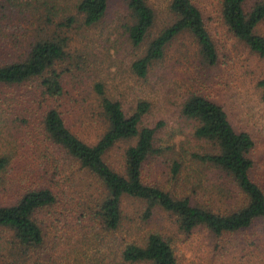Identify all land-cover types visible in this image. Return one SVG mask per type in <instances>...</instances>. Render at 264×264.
<instances>
[{
	"label": "trees",
	"instance_id": "1",
	"mask_svg": "<svg viewBox=\"0 0 264 264\" xmlns=\"http://www.w3.org/2000/svg\"><path fill=\"white\" fill-rule=\"evenodd\" d=\"M249 1L222 0L221 16L232 36L264 59V35L258 33L264 23V0H254L250 5ZM108 2L78 0L75 10L83 26L98 24L106 14ZM126 4L130 22L124 31L137 48L148 40L154 12L145 0H126ZM168 10L173 16L171 23L147 43L143 55L131 65L139 78H145L152 65L163 59L166 47L185 33L196 41L203 64L214 67L218 63L215 44L199 8L191 0H169ZM74 22L69 17L66 23ZM67 41L60 36L46 37L32 44L23 58L0 61V125L4 112L13 113L11 117L15 118L20 109L29 115L40 113L47 142L93 178L97 195L92 198L89 193L78 206L77 227L69 228L71 235L65 243H61L64 233H59V228L48 238L47 228L52 226L45 218L55 215L52 210L60 201L55 175L49 170V157L45 156L39 169L29 168L13 178L10 173L16 168L12 166V150L0 155V194L16 195L10 203L0 202V230L10 234L8 240L0 239V264H179L171 240L158 232L125 242L116 236L125 218V197L144 204L141 222L151 219L159 208L185 235L200 227L216 236L234 234L264 222V188L252 176L253 138L246 131L236 130L225 110L203 95L191 94L181 105V117L191 124L185 138L161 144L157 129L162 124L141 125L150 108L147 102L139 101L127 114L120 102L106 95L102 84H96L94 91L104 131L94 143H86L72 133L59 110L64 88L62 73L56 70L69 57ZM27 83L36 84L35 93L19 94ZM258 85L264 100V80ZM2 88L11 90L9 97H3ZM130 141L133 144L121 154V167H112L106 159L108 154L120 143ZM193 141L204 142L207 151L196 150L191 145ZM164 156L170 157L172 177L182 178L190 194L195 195L198 190L213 194L226 209L215 210L210 204L194 202L190 196L179 198L145 183L144 166L152 158ZM211 174L217 177L216 183L208 181Z\"/></svg>",
	"mask_w": 264,
	"mask_h": 264
},
{
	"label": "rangeland",
	"instance_id": "2",
	"mask_svg": "<svg viewBox=\"0 0 264 264\" xmlns=\"http://www.w3.org/2000/svg\"><path fill=\"white\" fill-rule=\"evenodd\" d=\"M145 1L154 12V25L148 40L136 48L124 31L130 22L126 0H109L105 16L91 27L83 26L75 10L78 0H0V61L23 58L32 44L46 37L66 38L69 57L56 67L62 73L64 88L59 110L69 130L86 143H94L105 127L99 117L96 84H102L106 95L120 102L127 114L139 101L147 102L150 108L141 125L162 124L157 129L161 144L177 143L185 138L191 124L181 117V105L191 94L203 95L225 110L236 130L246 131L253 138L255 146L250 156L255 170L252 176L264 188V100L258 85L264 80V59L251 53L228 31L221 16L222 0H191L201 11L215 44L217 65L203 64L196 41L185 33L166 47L163 59L152 65L145 78H139L131 69L132 63L173 19L168 10L169 0ZM69 17L76 22L66 23ZM258 33L264 35V23ZM35 89V83H27L19 94L30 95ZM10 92L8 88L1 90L3 97H9ZM22 100L30 104L24 97ZM19 111L18 118L11 117V112L3 113L0 155L12 150V166L16 168L10 173L13 178L22 172L25 174L29 168L39 169L45 156L49 157V170L55 175V191L59 192L60 201L52 210L55 215L45 218L53 227L47 228V235L50 238L59 228L58 232L64 233L61 243H65V238L71 235L69 228L77 227L78 206L88 195L92 194V198L97 195L95 182L63 151L47 142L40 113L29 115L26 110ZM130 144L133 141L120 143L108 154L106 159L112 167H121V154ZM191 145L201 152L208 149L204 142L193 141ZM169 159L164 156L149 160L143 169L144 182L179 198L190 196L194 202L210 204L215 210L226 209L213 194L200 190L190 194L182 178L172 177ZM209 178L208 181L216 183L214 174ZM15 196L0 194V202L10 203ZM143 209L141 201L123 198L125 218L116 234L122 242L158 232L171 240L179 264H264V222L234 234L216 236L200 227L185 235L176 230L173 219L159 208L154 210L151 219L141 222ZM9 235L6 230H0L2 242Z\"/></svg>",
	"mask_w": 264,
	"mask_h": 264
}]
</instances>
